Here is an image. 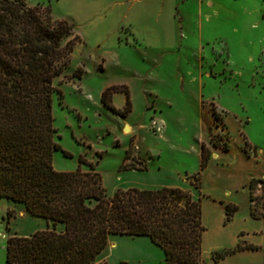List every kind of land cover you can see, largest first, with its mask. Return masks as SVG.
I'll use <instances>...</instances> for the list:
<instances>
[{"label": "rangeland", "instance_id": "374dc122", "mask_svg": "<svg viewBox=\"0 0 264 264\" xmlns=\"http://www.w3.org/2000/svg\"><path fill=\"white\" fill-rule=\"evenodd\" d=\"M26 2L49 6L54 17L72 22L81 38L69 66L55 80L52 114L60 148L53 152L54 168L87 170L88 165L79 162L83 156L95 163L102 185L112 194L125 182L151 180L152 174L129 166H141V155L158 151L160 157H150V165L160 162L180 170V178L194 187L189 173L200 169L198 151L205 141L210 160L201 169L200 188H195L224 197L227 176L232 174L237 191L231 195L240 207L239 217L224 228L215 227V211L202 221L201 256L205 264H214L219 259L212 258L213 251L231 244L234 229L243 223L246 178L264 174V0ZM137 34L156 44L145 43ZM80 67L82 76L69 79ZM121 82L132 93V111L125 116L101 101L105 86ZM110 100L122 107L124 94ZM159 108L164 110L157 117ZM126 124L128 130L123 129ZM224 143L229 149L212 160L213 151ZM128 148L127 168L122 163ZM253 193L263 202L264 183L256 182ZM202 202L203 197L201 206ZM46 226L51 220L0 196V264H6L9 235H26ZM122 237L128 238L117 249L128 256L127 263L164 264L155 256L160 246ZM106 253L104 249L98 260L107 261Z\"/></svg>", "mask_w": 264, "mask_h": 264}, {"label": "trees", "instance_id": "16d2710c", "mask_svg": "<svg viewBox=\"0 0 264 264\" xmlns=\"http://www.w3.org/2000/svg\"><path fill=\"white\" fill-rule=\"evenodd\" d=\"M80 40L73 23L54 17L49 6L0 0V196L51 220V226L30 234L9 235L6 264H108L98 256L113 234L148 235L162 248L164 264H205L201 196H193L189 188L129 186L107 194L95 163L83 156L79 162L86 163L87 170L54 168L53 152L60 148L52 114V95L58 90L55 80L69 66ZM82 73L81 67L76 68L69 79L80 78ZM116 91L125 94L119 108L110 100ZM101 101L121 116L131 110L123 84L107 86ZM245 143L249 144L246 139ZM222 149L228 150V143ZM129 154L128 148L123 167H127L124 161ZM209 155V148L201 143L200 169L191 175L196 188H200L201 169ZM139 162L141 166L129 167L146 168L144 161ZM256 182L264 183V178L253 177L248 184L251 214L264 216V201L253 193ZM236 208L225 204V222ZM58 223L61 229L56 228ZM255 247L238 243L215 250L211 256L217 260L235 250Z\"/></svg>", "mask_w": 264, "mask_h": 264}, {"label": "crops", "instance_id": "0c3cea01", "mask_svg": "<svg viewBox=\"0 0 264 264\" xmlns=\"http://www.w3.org/2000/svg\"><path fill=\"white\" fill-rule=\"evenodd\" d=\"M132 23L134 26L135 24L133 22H128ZM136 27V26H135ZM138 35V34H137ZM145 41V43H153L154 42H149L146 41L142 36L138 35ZM113 84H123L127 86L128 92H129V97L131 93L130 86L125 83H113ZM110 84V85H113ZM109 86V85H107ZM105 86V88L107 87ZM124 94L122 91H116L111 94L112 100L114 101V97ZM132 94V93H131ZM131 101V100H130ZM120 102V100H119ZM124 102H125V94H124ZM115 107L119 108L120 103H112ZM168 106H171L169 103ZM133 105L131 104V110L132 111ZM164 109L159 108L155 111V115L157 117L160 116ZM211 121V119H210ZM127 125V124H126ZM209 125V124H208ZM125 126V125H124ZM128 126V125H127ZM124 129V128H123ZM129 129V126H128ZM127 129V130H128ZM201 143H205V141H201ZM201 146V144H200ZM208 147V145H206ZM222 151H227L223 149L216 148L215 151H213V158L212 160H219L221 158L220 153ZM220 152V153H219ZM198 163L200 165V150L198 151ZM161 153L158 151L155 152L154 154L148 153V156H142L141 155V161L145 162L146 168L144 169H136L138 173L142 174H147L150 173L151 175V180H137L133 182H125L121 187H129V186H137V187H142V188H154V187H159L163 185L167 186H181L183 188H189L191 190V193L193 196H201V199L203 197V202H202V221H205L206 216L209 217L210 213L213 215L214 213L216 216L218 215L219 217L215 216V227L218 229L224 228L225 225H230L232 224L238 217H239V204L237 200L235 199L234 196L231 195L232 191H237L236 187L237 185L234 184V179L231 178L233 175H228L227 177L230 179L228 181V185L226 186L227 189L224 191L226 193V196L223 197V195H215L214 193H205L202 192L201 190H197L195 187H192L190 184L187 183L185 178H180V170H177L175 168L169 167L167 165L161 164L160 162H156L153 164V166L150 165L151 158L157 157L159 158ZM151 157V158H150ZM210 160V159H209ZM209 162V161H208ZM134 169V168H133ZM185 169V168H184ZM196 172V171H194ZM193 172V173H194ZM136 173V172H135ZM184 173H188V170L185 169ZM189 174H192L191 172ZM230 174V173H228ZM255 177V176H254ZM258 177H264V174L259 175ZM227 178V179H228ZM253 178V174H249V176L246 178L245 183L243 184V187L245 188V192L247 193V201L244 203V209H245V214L241 216V219L243 221L241 226H238L234 229L233 236L234 239L231 242V244L223 246L222 249L225 248H231L236 246L238 243L241 245L245 244H252L255 245V248H242L239 250H235L231 252V254H227L226 257H221L219 260L214 261V264H264V216L258 215V216H253L251 214V200L249 197V187H248V181ZM114 192V191H113ZM112 192V193H113ZM226 203H232L236 205V210L233 212L231 218L225 222V204ZM205 205L208 209L207 212ZM260 209V208H259ZM211 211H215L214 213ZM219 211V214H218ZM205 230V229H204ZM204 233V232H203ZM218 232H216V235ZM130 234H113L109 237V244L106 250V260L108 264H122L124 261L129 262L130 260L128 259V256L125 254H122L117 247L119 246L120 243L125 242L123 238H128V237H122V236H129ZM130 239L134 238H140L138 239L139 242L145 243L146 241L150 242L151 245L154 247L157 244L154 243L151 238L148 235H130ZM143 236V237H142ZM204 241V240H203ZM203 244V243H202ZM159 246V245H158ZM159 248V247H158ZM161 250V251H160ZM159 249H155V256L156 258L162 257V260L164 262V253L162 248L160 247ZM215 251V250H214ZM141 262L142 260H137ZM131 262H134L133 260ZM132 264V263H129Z\"/></svg>", "mask_w": 264, "mask_h": 264}, {"label": "water", "instance_id": "95a60500", "mask_svg": "<svg viewBox=\"0 0 264 264\" xmlns=\"http://www.w3.org/2000/svg\"><path fill=\"white\" fill-rule=\"evenodd\" d=\"M127 129H128V126H127V125H125V126H124V130H127Z\"/></svg>", "mask_w": 264, "mask_h": 264}]
</instances>
